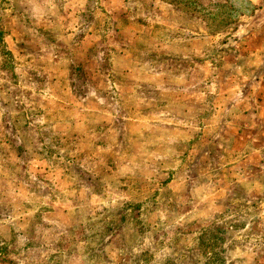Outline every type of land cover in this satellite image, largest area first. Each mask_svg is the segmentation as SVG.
<instances>
[{
	"label": "rangeland",
	"instance_id": "374dc122",
	"mask_svg": "<svg viewBox=\"0 0 264 264\" xmlns=\"http://www.w3.org/2000/svg\"><path fill=\"white\" fill-rule=\"evenodd\" d=\"M0 264H264V0H0Z\"/></svg>",
	"mask_w": 264,
	"mask_h": 264
}]
</instances>
